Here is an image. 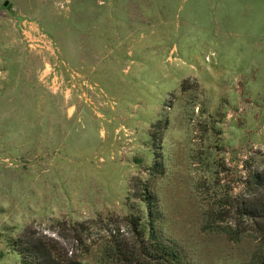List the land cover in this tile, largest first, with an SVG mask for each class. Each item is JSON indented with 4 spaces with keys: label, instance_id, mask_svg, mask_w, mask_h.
<instances>
[{
    "label": "rangeland",
    "instance_id": "obj_1",
    "mask_svg": "<svg viewBox=\"0 0 264 264\" xmlns=\"http://www.w3.org/2000/svg\"><path fill=\"white\" fill-rule=\"evenodd\" d=\"M255 150L264 0H0V264L25 232L84 264H163L131 222L145 193L182 264H249L254 241L208 216Z\"/></svg>",
    "mask_w": 264,
    "mask_h": 264
},
{
    "label": "trees",
    "instance_id": "obj_2",
    "mask_svg": "<svg viewBox=\"0 0 264 264\" xmlns=\"http://www.w3.org/2000/svg\"><path fill=\"white\" fill-rule=\"evenodd\" d=\"M243 175L236 187L237 192L223 198L220 210L211 212L208 217L214 216L218 231L231 241L240 242L250 237L255 247L249 264H264V150L252 152L244 163ZM143 200L147 204L149 222L144 225L141 218L135 217H131V222L139 227L137 233L140 234L141 242L148 244L146 250L150 257L163 264H182L176 248L160 241L153 225L150 226L154 214L157 213L156 198L151 193H145ZM226 218L231 219L229 223H225ZM12 248L20 255L22 264H84L67 257L55 245L29 232L13 240ZM133 260L134 258L130 261Z\"/></svg>",
    "mask_w": 264,
    "mask_h": 264
},
{
    "label": "water",
    "instance_id": "obj_3",
    "mask_svg": "<svg viewBox=\"0 0 264 264\" xmlns=\"http://www.w3.org/2000/svg\"><path fill=\"white\" fill-rule=\"evenodd\" d=\"M5 6H7V8L10 10L12 8L11 4H9V2H5Z\"/></svg>",
    "mask_w": 264,
    "mask_h": 264
}]
</instances>
